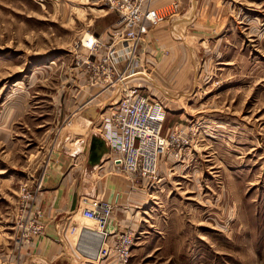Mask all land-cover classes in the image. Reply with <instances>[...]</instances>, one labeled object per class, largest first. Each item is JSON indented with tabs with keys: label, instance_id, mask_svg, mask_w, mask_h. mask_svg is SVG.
I'll return each mask as SVG.
<instances>
[{
	"label": "rangeland",
	"instance_id": "1",
	"mask_svg": "<svg viewBox=\"0 0 264 264\" xmlns=\"http://www.w3.org/2000/svg\"><path fill=\"white\" fill-rule=\"evenodd\" d=\"M107 3L0 0V116L6 110L11 141L0 142V264H14V255L18 264L14 213L22 186L41 179L48 150L82 151L81 143H71L77 140L72 121L113 96L101 94L82 108L98 89L76 67L77 43L118 21ZM207 4L204 29L189 31L201 39L192 48L179 43L186 52L171 70L177 76L182 59L188 81L159 72L167 50L150 57L151 83L169 93L161 95L163 134L184 132L188 144L166 152L159 182L149 188L138 181L118 214L129 222L122 230L136 233L130 264H264V0ZM163 25L151 27L144 44ZM18 97L27 105L14 117ZM107 166L106 173L119 175ZM74 237L67 241L80 257Z\"/></svg>",
	"mask_w": 264,
	"mask_h": 264
},
{
	"label": "built area",
	"instance_id": "2",
	"mask_svg": "<svg viewBox=\"0 0 264 264\" xmlns=\"http://www.w3.org/2000/svg\"><path fill=\"white\" fill-rule=\"evenodd\" d=\"M107 2L108 10L118 16L116 24L106 34H90V39L86 38V34L75 48L76 67L86 76L87 85L98 89L95 97L83 104L82 108L101 94L112 92L120 98L109 115L102 117V133L109 148L107 167L111 172L125 177L132 188L137 186L138 181L151 188L159 182L161 157L171 148H182L188 144V140L184 132H175L170 136L163 134L166 120L163 104L146 95L133 78L147 69V63L150 64L144 48L150 28L180 16L182 8L178 0L162 9L154 7V0ZM41 188L40 179L33 188L23 185L21 189L22 200L16 218L18 235L15 240L18 264L22 260V252L46 235L43 216L36 209ZM114 210L112 204L99 199L92 200L85 210V217L101 233L102 247L97 263L130 264L136 233L133 229L107 231ZM77 231V227L69 226L63 228L60 234L67 240L68 235L74 236Z\"/></svg>",
	"mask_w": 264,
	"mask_h": 264
},
{
	"label": "crops",
	"instance_id": "3",
	"mask_svg": "<svg viewBox=\"0 0 264 264\" xmlns=\"http://www.w3.org/2000/svg\"><path fill=\"white\" fill-rule=\"evenodd\" d=\"M173 1L175 0H154V7L162 9ZM178 1L182 8L181 15L164 22L165 25L161 24L163 26L152 31L147 40L148 44H144V48L149 54L148 58H152L156 52L155 56L158 55L159 59L161 57L160 50H167L169 54L162 57L158 67L159 72H166L167 77L172 76L173 79L175 77L181 82H186V80L188 81V73L184 71L186 63L182 62V59L183 66L177 76H173L177 71L173 70L171 72V70L174 68V64L180 61L181 53L186 52L181 51V47L192 48L195 41L201 39V34L198 38V36H195L196 33H190L189 31H202L204 29L203 26L206 24L205 20L210 7H207L209 0ZM179 43H183V45L181 46ZM151 58L149 61H151ZM149 66L147 63V69H149ZM147 69L136 75L133 81L142 87V91L146 95L157 99L163 104L161 95L167 98L169 93L163 91L156 82L151 83L154 79V71L147 73ZM150 76L152 78H149ZM150 85L157 87L154 88L156 92L162 93L158 95L153 92L154 89ZM88 91H91V89L89 88ZM112 94L111 99L110 96L107 97L109 98V104L108 102L103 106L91 104L86 110L79 113V115L77 114L78 117L72 121L71 125L77 127L72 136L76 137L77 140L71 143H81V148H84L82 151L65 150L64 148H67V146H63L58 148L57 151L50 152L48 150L43 156L44 160L40 164L42 188L37 199L36 209L43 216L42 222L46 226V235L37 239L27 250L22 252L20 264H89L86 261L96 264L97 261L93 260V255L100 252L99 242L101 236L98 233L93 234L92 231L87 229H93L92 224L94 223L85 217V210L92 200H104L115 207L113 218L107 226L109 233L117 232L128 226L127 218L118 217V214L124 213V210L131 203L129 196L132 193V186L125 177L112 175L104 170L107 161L105 160V162L103 158L109 156V148L102 133L101 118L103 116L101 117L102 113H99L101 111L104 113L105 109H107L106 112H109L119 102L120 98L115 93ZM12 104L17 108L14 117L18 114L21 116L27 105L22 97L16 98ZM74 107L69 112H72L71 110H74ZM9 128V119L6 118V110H4L2 117L0 116V142H11L8 134ZM78 128L85 133L78 134L76 132ZM96 155L102 156L99 162L92 161V158ZM104 162L106 165L103 167ZM37 181L40 182L39 179H35L30 184L35 185ZM18 214L19 211L14 213V219L18 217ZM69 226L77 227L80 233L83 232L78 242L76 241V246H74L80 257L74 255L70 243L61 237L60 233L63 228ZM85 232H88L87 236H84ZM89 234L91 235L89 236ZM90 238L93 239L89 240ZM15 257L14 255V264H16ZM81 257L86 261L80 260Z\"/></svg>",
	"mask_w": 264,
	"mask_h": 264
},
{
	"label": "bare ground",
	"instance_id": "4",
	"mask_svg": "<svg viewBox=\"0 0 264 264\" xmlns=\"http://www.w3.org/2000/svg\"><path fill=\"white\" fill-rule=\"evenodd\" d=\"M86 38H87V39H90V34H88ZM105 158H106V157H105ZM105 158H103L104 161L108 159V157H107L106 159H105ZM87 229L90 230V231H94L95 233H96V232H99L98 230L95 231L96 229H95V230H94V229H91V228H87ZM79 234H80V230L77 231V234H76L77 237H74V238H76V239H75L76 241H77V238H78ZM74 238H73V239H74ZM99 243H100L99 245H100V249H101V247H102V240H101V239H100V242H99ZM99 251H100V250H99ZM99 255H100V252L96 255V256H97L96 259L92 257L93 260H94V261H97Z\"/></svg>",
	"mask_w": 264,
	"mask_h": 264
},
{
	"label": "water",
	"instance_id": "5",
	"mask_svg": "<svg viewBox=\"0 0 264 264\" xmlns=\"http://www.w3.org/2000/svg\"><path fill=\"white\" fill-rule=\"evenodd\" d=\"M102 158V156L101 155H96V156H94L93 158H92V161H96V162H99L100 161V159ZM83 233V232H82ZM86 233L87 232H85L84 233V236L86 235ZM93 234H96V233H93ZM98 253V252H97ZM97 253H95L94 255H93V257L96 259L97 258ZM90 257V256H89Z\"/></svg>",
	"mask_w": 264,
	"mask_h": 264
}]
</instances>
